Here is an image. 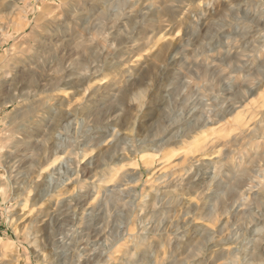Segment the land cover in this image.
<instances>
[{"label":"rangeland","instance_id":"obj_1","mask_svg":"<svg viewBox=\"0 0 264 264\" xmlns=\"http://www.w3.org/2000/svg\"><path fill=\"white\" fill-rule=\"evenodd\" d=\"M0 264H264V0H0Z\"/></svg>","mask_w":264,"mask_h":264},{"label":"bare ground","instance_id":"obj_2","mask_svg":"<svg viewBox=\"0 0 264 264\" xmlns=\"http://www.w3.org/2000/svg\"><path fill=\"white\" fill-rule=\"evenodd\" d=\"M29 100H30V99H29ZM24 108H25V107H24ZM28 123H29V122H28ZM23 127H24V126H23ZM32 132H33V131H32ZM32 132H31V133H32ZM28 135H29V134H28ZM25 137L28 138L29 136H25ZM20 139H21V138H20ZM24 140H25V138H22V140H18L17 143H18V142H21V145H24V143H25ZM23 141H24V143H23ZM36 142H37V141H36ZM22 143H23V144H22ZM32 143H33V142H32ZM27 144H28V143H27ZM15 146H18V145H15ZM19 147H21V146H19ZM23 147H24V146H23ZM14 148H15V147H14ZM16 148H17V147H16ZM16 148H15V149H16ZM20 151H21V150H20ZM22 152H23V151H22ZM16 153H19L18 150H17V152H15V154H16ZM12 154H13V153H12ZM23 155H25V154H23ZM27 155H28V154H27ZM11 156H12V155H11ZM25 156H26V155H25ZM12 157H13V156H12ZM15 157H16V156H14V158H15ZM18 157H19V156H18ZM23 157H24V156H23ZM26 157H27V156H26ZM28 157H29V156H28ZM28 157H27V158H28ZM35 157H36V156H35ZM16 159H17V157H16ZM16 159H15V160H16ZM25 160H26V158H25ZM27 161H28V160H27ZM16 162H19V161L17 160ZM34 162H35V161H34ZM21 163H22V162H21ZM22 164H23V163H22ZM27 165H28V164H27ZM33 167H34V166H33ZM31 168H32V167H31ZM28 172H29V171H28ZM26 186H27V185H26ZM26 188H27V187H26ZM237 188H238V187H237ZM235 191H236V190H235ZM236 195H237L236 193H233L231 197L234 198ZM238 205H239V204H238ZM249 211H250V210H249ZM247 212H248V211H247ZM86 262H87V260H86Z\"/></svg>","mask_w":264,"mask_h":264}]
</instances>
